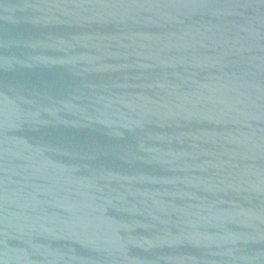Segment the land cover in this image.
Returning <instances> with one entry per match:
<instances>
[{
  "label": "water",
  "instance_id": "95a60500",
  "mask_svg": "<svg viewBox=\"0 0 264 264\" xmlns=\"http://www.w3.org/2000/svg\"><path fill=\"white\" fill-rule=\"evenodd\" d=\"M0 264H264V0H0Z\"/></svg>",
  "mask_w": 264,
  "mask_h": 264
}]
</instances>
